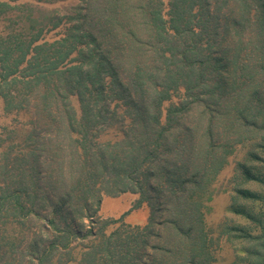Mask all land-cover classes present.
<instances>
[{"label":"trees","instance_id":"1","mask_svg":"<svg viewBox=\"0 0 264 264\" xmlns=\"http://www.w3.org/2000/svg\"><path fill=\"white\" fill-rule=\"evenodd\" d=\"M87 2L74 33L52 44L36 43L39 36L28 43L22 32L6 33L0 40L3 84L20 81L13 76L19 66L25 63L22 73L38 67V62L40 71L23 80H43L47 94L43 99L56 103H39L37 108L56 124L62 153L71 141L86 142L97 120L103 126L104 119L117 118L108 101L119 99L127 106L134 137L124 138L120 170L127 189L162 217L159 231L140 242L136 264H207L212 248L222 241L234 252L232 264H264V0H169L166 11L163 0ZM25 7L0 1V10L6 13L16 8L10 25L29 26V34L33 30L40 34L44 20L54 19L41 21L34 17L36 6ZM73 38L86 42L77 51L86 62L71 66L46 62L47 47L61 52L60 47ZM31 48L34 61L26 58ZM74 69L80 70L79 78H73ZM3 89L0 93L6 96ZM74 96L80 113L71 104ZM232 157L236 160L227 187L217 189V176ZM102 165L110 166L105 154L95 159L85 155L77 162L81 170L77 182L63 191L66 182L56 187L53 170L45 178L47 186H42L39 163L24 162L17 167L19 186L5 188L0 205L11 203L15 219L31 215L44 219V208L50 207L53 217L47 221L63 234L57 249H67L76 234L71 220L80 214L77 206L89 210L94 174ZM60 166L58 174L64 179V157ZM222 192L228 193L229 202L213 236V230H204L205 211ZM40 228L45 230L48 224ZM55 244L44 243L40 263ZM125 259L118 264H131Z\"/></svg>","mask_w":264,"mask_h":264},{"label":"rangeland","instance_id":"2","mask_svg":"<svg viewBox=\"0 0 264 264\" xmlns=\"http://www.w3.org/2000/svg\"><path fill=\"white\" fill-rule=\"evenodd\" d=\"M0 1L7 2L11 7L26 6L25 10L30 6H36L38 16L34 17H40L41 21L47 17L54 18L49 22L44 20L45 26L42 24L43 26L39 28V31L42 29V34H36L38 30H33L32 34H29V26L22 29L20 28L22 25H10L12 22L8 21V19H12L13 14H16V8L8 9L7 13L0 10V40L5 37L6 33L17 31L27 35L28 43L33 42L39 36L41 38L36 43L44 41L47 44H52L70 33H74L77 21H81L88 6L87 0ZM163 1L166 11L169 0ZM3 15L6 16V22L2 20ZM17 15L22 16L21 14ZM72 17L75 20H71ZM85 45H87L85 41L81 43L80 40L73 38L60 47L61 52L56 51V47H47L44 50L46 62H53L50 65L59 63L71 66L73 63L84 61L77 51L78 47L83 48ZM31 55L32 48L26 58L30 57V60L34 61L31 59ZM24 65L25 63L19 66L18 72L13 74V76L18 75L20 81L8 85L3 84L0 71V88L3 86V91L7 93L6 96H2L0 93V195L9 185L19 186H16L17 167H20L24 162L39 163L42 170V182L39 183L42 186H47L46 182L48 181L45 178L53 170L50 175H52L51 179H55L56 187H62V182H66L62 188L63 191L70 189L71 183L77 182L81 174V170L77 169V162L83 160L85 155L89 159H95L105 154L110 166L102 165V170L94 174L97 178L94 179L95 191L91 193L88 203L89 210L84 209L86 207L82 209L80 205L77 206L80 214L76 220H71L72 229L76 234L71 236L70 246L67 249L63 246L57 249L61 245L59 241L62 240L63 234L58 231L56 225H49L47 221L53 217L50 215V207L44 208L43 214H46V217L40 220L34 215L26 219H15L14 211L10 208L11 203L6 207L3 204L0 205V245L4 246L2 250L0 248V264H118L117 261L123 257L126 258L124 262H129L130 259L131 264H136V259L142 249L140 242L147 241L150 234L159 231L157 223L162 217L151 212L147 202L142 201L137 192L127 189L126 185L129 183L125 182L124 172L120 170L123 166L122 159L125 158L122 149L124 138L127 135L130 138L134 137V130L131 128L132 118L127 106L119 99L108 101L110 109L116 111L117 118L115 120L104 119L103 126L97 120L93 124L94 131L86 142L71 141L62 153L57 147L61 138H56L58 136L56 124L51 123V120L46 116L47 113H43L41 108H37L39 103L51 106H56V103H49L48 100L43 99L44 96H47L43 80H34L31 81L32 83H26L23 80V78L37 74L41 66L37 62L38 67L25 69L19 73L20 69L25 67ZM75 70L77 71L73 75L74 79L79 78L80 73L79 69L73 71ZM11 76L12 74L9 77ZM70 101L74 109L80 113V104L77 98L71 97ZM52 111L53 113L56 111L54 107ZM47 129L53 133L49 135V140L45 141L47 133L50 132L46 133ZM79 138L82 139L81 136ZM76 152H78V157H76ZM63 157L67 164L62 173L65 180L58 174L61 167L60 161ZM68 157L73 159L72 164ZM239 157L238 154L236 158ZM235 160L233 157L226 159L219 176H217V189L224 190L227 187L228 180L233 174ZM68 161L70 162L68 163ZM68 165L70 166L68 167ZM97 195L101 198L100 203H98ZM227 195V192L218 194L205 211L206 227L204 230H213V236L219 231L218 225L224 218L225 208L229 202ZM43 224H48V228L42 230L40 227ZM57 225L63 228L60 221L57 222ZM60 234L61 236H59ZM156 240L157 238H153L152 241ZM46 241H54L56 244L54 248L50 247L51 255L43 257L40 263L39 258L44 251L43 246ZM181 244L187 245L186 241H181ZM138 245H140L139 248ZM188 247L191 250L190 242ZM211 251L213 254L210 261L207 259V264H232L234 252L229 244L222 241L216 244ZM189 255L191 254L187 256Z\"/></svg>","mask_w":264,"mask_h":264}]
</instances>
